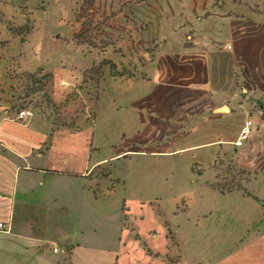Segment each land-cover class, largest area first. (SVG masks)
Listing matches in <instances>:
<instances>
[{"label":"rangeland","instance_id":"rangeland-1","mask_svg":"<svg viewBox=\"0 0 264 264\" xmlns=\"http://www.w3.org/2000/svg\"><path fill=\"white\" fill-rule=\"evenodd\" d=\"M147 1L0 0V105L4 107L7 101L8 108L13 107L16 112L20 108L18 104L23 103V77L43 69L53 77L52 98L60 110L45 103L39 106L38 93L30 94L25 101H30V106L23 103L20 109L31 110L34 116L65 128L90 126L98 117L90 163H102L86 177V187L99 200L94 205L93 200L82 197L75 213H82V217L77 224H69L68 229L74 235L80 234L85 244L78 252V257L84 260L80 264H111L116 259V264H173L182 255L183 264H264V221L246 222L253 212L239 203V219L222 222L224 227L217 226L216 222L222 220H217L218 216L228 217L227 208L232 215V206L238 210V203L227 205L218 197L200 200L199 192L203 188L192 174L193 169L205 173L209 186L225 180L231 182L236 176L242 191L233 192L256 202L257 216L260 208L264 214V164L261 163L264 134L241 157L245 168L240 176L236 174L240 168L236 166L235 155L228 151L233 144L213 143L216 135L223 141H235L239 123L248 120L246 115L237 118L238 123L221 134L212 130L190 133L182 128L170 134L168 140L157 138L159 142L153 144L144 135L157 137L152 132L146 134L157 116L137 117L131 106L117 110L121 103L133 104L136 94H146L152 89L147 82H128L116 77L141 72L136 62L143 59V49L135 42L149 10L159 9L160 16H169V0H150L146 6ZM231 1L264 11V0ZM260 22L264 23V19ZM8 29L18 36L11 35ZM102 61L110 64L100 70V75H95L96 70L90 69ZM95 79L97 83L100 79L105 82L97 86ZM103 88L113 95L114 103L105 102L100 107L104 102ZM262 105L261 98L253 108L260 109ZM262 111L264 114V108ZM250 119L255 121L253 116ZM39 124L46 126L43 121ZM85 138L81 133L79 143L86 141ZM111 187L114 190L106 198ZM185 206H194L195 211L183 215ZM120 207L122 227L126 230L122 247L114 232L115 215ZM209 209L213 213L212 223L194 229L192 218ZM179 237L186 241L183 249Z\"/></svg>","mask_w":264,"mask_h":264},{"label":"crops","instance_id":"crops-1","mask_svg":"<svg viewBox=\"0 0 264 264\" xmlns=\"http://www.w3.org/2000/svg\"><path fill=\"white\" fill-rule=\"evenodd\" d=\"M169 4V16H160L159 9L149 10V16H144L145 22H142L144 27L137 31L135 43L143 49V59L136 62L141 72L130 76L122 73L124 80L147 82L152 89L146 94H136L133 104L121 103L117 110L131 106L137 117L157 116L150 126L153 128L146 133L152 132L157 137L144 135L153 144L159 142L157 138L168 140L170 134L182 128L190 133L212 130L221 134L238 123L237 118L246 115L251 120L253 116L255 121L247 120L251 125L246 146L242 142L236 147L234 143L247 122L239 123L235 141H223L216 135L213 142L232 143L233 148L228 151L234 153L236 166L244 170L241 157L264 134V106L253 108L256 101L264 99V23L260 22L264 12L231 0H169ZM94 81L97 86L105 82L104 79ZM103 92L104 102L101 101L100 107L114 100L104 88ZM7 103L4 107L0 105V119H3L0 123V222L7 224L10 232H0V264H80L84 260L78 257V252L85 244L80 234L74 235L68 229L69 224H77L82 217V213L75 214L82 197L93 200L94 205L99 200L86 187V177L102 163H90L98 117L93 113V125L77 129L54 126L36 116L21 125L14 121L15 112ZM40 121L46 126L39 124ZM81 133L86 135V141L79 143ZM261 163L264 164V159ZM192 174L203 188L199 192L200 200L218 197L227 205L238 203V210L232 206V215L227 208L228 217L218 216L217 220H222L216 222L217 226L224 227L222 222L239 219V203L253 212L246 222L264 221L263 210L260 208L257 216L259 206L252 199L238 192L220 194L208 185L205 173L198 175L193 169ZM185 210L183 215L195 211L194 206H185ZM198 213L192 218L194 229L212 223L211 209ZM122 215L120 207L114 223L119 247L126 232ZM184 244L186 241L179 237L181 249ZM54 248H65L67 254L54 253ZM183 260L184 255L173 264H183ZM116 262L117 259L111 264Z\"/></svg>","mask_w":264,"mask_h":264},{"label":"trees","instance_id":"trees-1","mask_svg":"<svg viewBox=\"0 0 264 264\" xmlns=\"http://www.w3.org/2000/svg\"><path fill=\"white\" fill-rule=\"evenodd\" d=\"M91 4H92V2L90 1L88 3V5L90 6ZM8 31L11 33V35L18 36L17 32H15L14 30L8 29ZM109 64H110V62L102 61L97 67L91 68L90 71L93 72V71L96 70V74L95 75H98V73L100 75V70H102L105 67L109 66ZM111 76L114 77L113 74H111ZM122 76L123 75L121 74V75L116 76V77H122ZM23 78H25L24 85H23V87H24V90H23L24 98L22 99L23 103H27V106H30L31 102L30 101L25 102L27 100L26 98H28L30 94H37L38 93V94L41 95L40 98H39V101L37 102V104L39 106H41V105H43L45 103V105L47 107H52V108L60 110L61 107L56 106L54 104V102H53V98H52L53 91H52V88H51L52 87L53 77H52V75L50 73H45L43 71V69H39L34 74L26 75ZM95 80H97V79H95ZM23 103L18 104V106L20 108H23L24 107ZM11 110H13V107L11 108ZM51 124L55 125L54 122H51ZM236 172H237L236 174L240 176L241 173L243 172V170L238 169ZM201 173H202L201 171H196V174H198V175H201ZM237 181L238 180H236V176H233L231 178V182H227V180H225L222 184H212L211 188L213 190L217 191L220 194H226V193H230V192H233V191H242V188L237 183ZM107 190L108 191H107V194H105V197H108L109 194L113 192L114 188L111 187V188H108ZM245 195L247 197H251L250 194L249 195L245 194ZM185 211L186 210L184 209L183 212H185Z\"/></svg>","mask_w":264,"mask_h":264},{"label":"built area","instance_id":"built-area-1","mask_svg":"<svg viewBox=\"0 0 264 264\" xmlns=\"http://www.w3.org/2000/svg\"><path fill=\"white\" fill-rule=\"evenodd\" d=\"M33 113L31 110L28 109H17L15 112V116H14V121L24 125L26 124L32 117H33ZM3 119H0V123L2 122ZM251 125L250 122H247V126L246 128H244L242 130V132L239 135L238 140L234 143V145L236 147H240L242 145V142L248 137V127ZM0 232H4V233H8L10 232V228L7 226V224H5L4 222H0ZM54 253H58V254H67V250L65 248H54L53 249Z\"/></svg>","mask_w":264,"mask_h":264},{"label":"water","instance_id":"water-1","mask_svg":"<svg viewBox=\"0 0 264 264\" xmlns=\"http://www.w3.org/2000/svg\"><path fill=\"white\" fill-rule=\"evenodd\" d=\"M222 110H226V108H225V107H223V108H222ZM0 172H2V171H1V169H0Z\"/></svg>","mask_w":264,"mask_h":264}]
</instances>
